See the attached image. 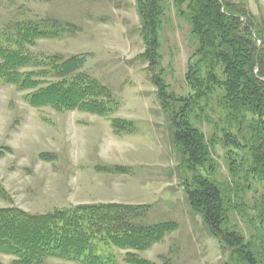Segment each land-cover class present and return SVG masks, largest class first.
I'll return each mask as SVG.
<instances>
[{
  "label": "rangeland",
  "instance_id": "374dc122",
  "mask_svg": "<svg viewBox=\"0 0 264 264\" xmlns=\"http://www.w3.org/2000/svg\"><path fill=\"white\" fill-rule=\"evenodd\" d=\"M0 1V26L39 18L73 25L72 34L39 40L28 51L62 60L84 57L82 71L108 87L119 104L107 118L34 108L25 101L26 92L0 83V208L43 214L85 204L141 206L136 224L171 223L173 227L144 251L107 249L117 264H127L123 259L127 253L149 264H229L228 253L187 203L182 185L189 174L149 80L137 0ZM246 1L251 15L264 27V0ZM163 3L158 50L161 76L170 92L186 97L192 91L185 75L195 40L187 18L178 15L173 0ZM205 112L204 119L192 122L211 145L215 169L202 173L226 184L230 161L239 173L249 168L247 151L225 148L223 131L230 129L236 137L237 128L227 126L218 107ZM111 119L128 121L135 129L131 134L116 135ZM237 140L243 141L241 137ZM236 181L248 188L244 212L236 211L233 220L249 238L252 228L247 219L255 213L248 206L263 194V182L255 176ZM12 259L0 254V264H10ZM44 264L76 263L49 258Z\"/></svg>",
  "mask_w": 264,
  "mask_h": 264
},
{
  "label": "trees",
  "instance_id": "16d2710c",
  "mask_svg": "<svg viewBox=\"0 0 264 264\" xmlns=\"http://www.w3.org/2000/svg\"><path fill=\"white\" fill-rule=\"evenodd\" d=\"M173 2L178 15L187 18L196 45L185 75L192 90L186 97L170 92L161 76L158 50L165 16L163 0H137V9L149 80L189 174L182 185L187 203L228 253L229 264H264V27L251 15L246 0ZM74 29L51 18L12 20L0 26V83L26 92L24 99L34 108L107 118L119 104L108 87L82 71L84 57L62 60L28 51L39 40L69 35ZM215 107L222 111L227 126L239 132L236 138L230 129L223 131V146L246 150L249 164L244 175L230 161L226 184L203 175L202 171L215 169L211 145L192 122L204 119L206 109L214 112ZM110 127L116 135L131 134L135 129L122 119H111ZM250 176L263 182V194L248 206L255 214L247 219L252 232L246 238L233 216L236 211L244 212L248 188L236 180L241 177L246 182ZM141 213V206L120 204L77 205L43 214L0 208V254L12 257L10 264H44L49 258L76 264H117L107 249L144 251L173 227L171 223L136 224ZM123 259L127 264H149L130 253Z\"/></svg>",
  "mask_w": 264,
  "mask_h": 264
}]
</instances>
